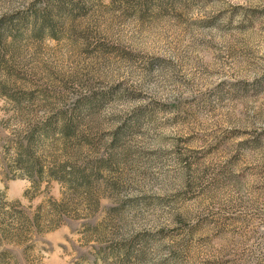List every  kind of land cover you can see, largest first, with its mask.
Wrapping results in <instances>:
<instances>
[{"label": "rangeland", "instance_id": "rangeland-1", "mask_svg": "<svg viewBox=\"0 0 264 264\" xmlns=\"http://www.w3.org/2000/svg\"><path fill=\"white\" fill-rule=\"evenodd\" d=\"M0 264H264V0H0Z\"/></svg>", "mask_w": 264, "mask_h": 264}, {"label": "trees", "instance_id": "trees-1", "mask_svg": "<svg viewBox=\"0 0 264 264\" xmlns=\"http://www.w3.org/2000/svg\"><path fill=\"white\" fill-rule=\"evenodd\" d=\"M64 133L67 135V136H70L72 134L75 133V129L71 128L70 125H65L64 129H63ZM29 157L33 158L31 155H29ZM20 159V158H18ZM18 162L20 163L21 160H18ZM31 169L29 171V175L30 177L33 179V177L36 175L38 178H41L43 176V169L41 167H36V163L34 162V160L31 159ZM73 172H76V168L75 166H73ZM66 171V168H65V165L64 164H60V165H57L56 164V168H54L53 170H50L49 171V177L52 179V180H55V181H63V178L59 175L60 172H65ZM89 179H90V175H81L80 176V181L82 182V184L84 186H89ZM81 184V185H82ZM91 192H87V196L91 197ZM91 199V198H90ZM66 213V212H64ZM62 212L59 210L57 215L58 217L60 218L62 216ZM38 218H35L34 219V222L32 221H29L28 225L32 228H37L38 227Z\"/></svg>", "mask_w": 264, "mask_h": 264}]
</instances>
